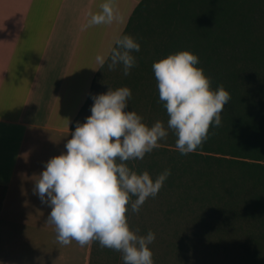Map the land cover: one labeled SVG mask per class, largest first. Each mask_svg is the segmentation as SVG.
I'll return each mask as SVG.
<instances>
[{"label": "trees", "instance_id": "trees-1", "mask_svg": "<svg viewBox=\"0 0 264 264\" xmlns=\"http://www.w3.org/2000/svg\"><path fill=\"white\" fill-rule=\"evenodd\" d=\"M122 34H130L140 48L132 51L135 63L128 74L117 64L119 73L108 85L130 88L127 107L148 126L159 119L167 128L151 66L170 53L196 54L210 87L222 84L230 94L220 124H210L194 151L179 152L168 129L143 158L125 161L153 178L170 170L138 211L128 209L130 229L155 233L148 244L154 264H169L173 249L205 240L264 254V0H141ZM108 62L82 111L97 82L113 69ZM112 261H123L120 251L92 240L89 264Z\"/></svg>", "mask_w": 264, "mask_h": 264}, {"label": "crops", "instance_id": "crops-1", "mask_svg": "<svg viewBox=\"0 0 264 264\" xmlns=\"http://www.w3.org/2000/svg\"><path fill=\"white\" fill-rule=\"evenodd\" d=\"M140 1L113 0L112 21L89 24L101 0H0L2 264H89L92 240H56L34 176L66 151L102 66L95 57L107 60Z\"/></svg>", "mask_w": 264, "mask_h": 264}, {"label": "clouds", "instance_id": "clouds-1", "mask_svg": "<svg viewBox=\"0 0 264 264\" xmlns=\"http://www.w3.org/2000/svg\"><path fill=\"white\" fill-rule=\"evenodd\" d=\"M99 9L90 14L89 24L114 18L113 0H101ZM139 48L130 34L117 36L107 56L108 67L119 64L127 75L135 63L132 51ZM95 59L101 65L106 60L99 54ZM197 64L198 56L186 49L152 62L167 128L159 119L148 126L128 109L131 90L126 85L91 96L90 115L75 123L64 143L66 151L44 161L34 176L33 191L50 206L46 223L55 226L56 240L67 244L74 239L81 245L96 240L100 246L119 250L125 264H154L148 244L155 233L130 229L126 212L138 211L149 195L154 196L170 170L153 178L125 161L143 158L166 138L168 129L179 152H192L206 138L210 124H220L230 94L222 84L210 87L209 77Z\"/></svg>", "mask_w": 264, "mask_h": 264}, {"label": "rangeland", "instance_id": "rangeland-1", "mask_svg": "<svg viewBox=\"0 0 264 264\" xmlns=\"http://www.w3.org/2000/svg\"><path fill=\"white\" fill-rule=\"evenodd\" d=\"M117 73V67L105 72L103 78L97 82L96 94L107 91L111 80H113ZM108 86V87H107ZM92 100L87 103L83 109L79 122H83L87 115H90V105ZM171 254V263L169 264H264V254L256 253L254 251H247L242 248L229 246L224 248L221 246H214L204 242L187 243L183 248L173 249ZM109 264H125L124 261L120 263L109 262Z\"/></svg>", "mask_w": 264, "mask_h": 264}]
</instances>
